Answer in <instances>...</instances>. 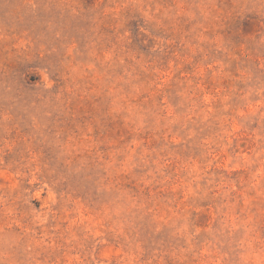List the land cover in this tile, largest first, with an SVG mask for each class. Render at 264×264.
<instances>
[{
  "label": "rangeland",
  "instance_id": "rangeland-1",
  "mask_svg": "<svg viewBox=\"0 0 264 264\" xmlns=\"http://www.w3.org/2000/svg\"><path fill=\"white\" fill-rule=\"evenodd\" d=\"M0 264H264V0H0Z\"/></svg>",
  "mask_w": 264,
  "mask_h": 264
}]
</instances>
